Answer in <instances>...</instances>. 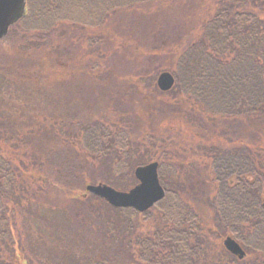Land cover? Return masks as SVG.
I'll return each mask as SVG.
<instances>
[{"label": "trees", "instance_id": "16d2710c", "mask_svg": "<svg viewBox=\"0 0 264 264\" xmlns=\"http://www.w3.org/2000/svg\"><path fill=\"white\" fill-rule=\"evenodd\" d=\"M184 1L26 0L25 15L6 35L19 33L15 44L20 51L16 49L13 55L0 59L1 83L11 77H17L20 84L24 82V86H0V264H30L18 258L11 220L14 212L9 202L19 203L14 196L18 186L23 185L21 193L28 195L30 189L39 192L43 186H55L56 182L65 194L75 190L102 202V226L111 224L104 231V239L135 244L134 254L140 263L192 264L198 232L205 224L197 213L199 209L191 204V199L198 198L189 192L185 195L188 198L183 199L184 187L178 182L169 184L168 175H179L182 169L178 157L169 163L174 156L165 152L155 159L159 162L158 177L165 195L147 211L110 206L86 192L85 186L107 183L117 188L113 180L132 165L133 131L110 120L105 94L83 104L68 98L74 70L83 72L82 67H73L71 62L78 58L89 61L94 57L92 53L99 52L96 45L102 39L98 36L110 11L146 8L148 17L164 25L161 33L168 36L173 33L166 31V23L180 8L183 10L179 18L181 14L191 16L186 7L191 3ZM195 2L192 5L195 3L198 10L188 22L203 17L189 44L175 51L172 66L168 67L175 78L174 86L168 91L160 90L154 74L144 90L136 87L134 93L144 97L141 92L145 91L159 101L174 94L175 101L169 104L174 111L169 117L161 115L158 121L168 118L184 122L187 131L189 126L197 127L198 116L213 127L214 136L195 137L202 140L197 148H192L194 153L203 152L200 159L206 161L212 181L208 190L211 195L215 192L205 199L203 210L211 208V221L206 227L215 230L221 239L233 237L245 252L243 258H238L221 242L225 258L219 264H264V0ZM172 7L176 11H169L173 15L168 20L155 15L156 11L163 13ZM67 21L79 24L87 32L88 47H80L77 58L71 56L66 36L61 32V24ZM178 22L184 24L181 19ZM157 55L154 53V57ZM90 62L86 68L93 73L90 69L96 68V62ZM112 100L117 103L115 98ZM191 158L192 169L187 177L196 179V158ZM146 163L144 156L135 162L134 169ZM129 174L133 176L132 170ZM88 175L93 178H87ZM25 181L28 185L24 186ZM191 186L194 187L193 183ZM118 187L125 191L131 184ZM135 216L140 218L137 225ZM150 219L153 227L140 232V223H144L141 221Z\"/></svg>", "mask_w": 264, "mask_h": 264}, {"label": "rangeland", "instance_id": "374dc122", "mask_svg": "<svg viewBox=\"0 0 264 264\" xmlns=\"http://www.w3.org/2000/svg\"><path fill=\"white\" fill-rule=\"evenodd\" d=\"M184 2L191 3L186 6L191 10L190 17H188V14L187 16L181 14V18H179L183 10L180 8L179 12L175 14L178 16L174 15L169 19V15H173L169 11L175 12L176 7L167 9L163 13H159V11L155 13L156 16H160L165 20L169 19V22L166 23V31L173 34H168V36L161 33L160 29H165L164 25H159V22H156L155 19L148 17L146 8L136 11L127 10L128 12H124V10L110 11L101 30L102 34L98 36L99 39H102L96 45L99 52L92 53L94 57L90 59L96 62V68L90 69L93 73H88L89 71L86 68L87 65L92 64L90 60L78 58L71 62L73 67H82L83 72L80 73L78 69L74 70L75 73H73V78L70 80L73 88L68 98L78 99L80 104H83L87 100L96 101L97 98L105 94L109 102L108 114L110 120L119 126L122 125L125 129H132L133 132L130 136L135 145L133 154L130 155V161L133 166L130 165L129 171L127 169L126 173L115 177L116 180H113V184L116 183L117 188L112 184H108L115 189L120 190L118 185L131 184L132 187L138 183L134 175V164L139 160H143L144 156L148 159V163L165 152L169 154V157L170 155L174 156L171 157V160L168 159L170 160L169 163L172 159L178 157L177 161L182 169L179 175H168L169 184L175 183L176 185L178 182L181 187H184L181 189V192L185 193L183 199L188 198L185 195L189 192L194 194L196 200L198 198L197 201L191 199V204L199 209L197 213L202 224H205L198 232V239L196 238L197 253L194 254L191 263L219 264V260L225 258V253L220 247L225 237L222 239L220 236L217 237L215 230L206 227L207 223L211 221V208L208 207L209 211L208 209L203 210V208L205 209V199H208L212 193L208 190L212 186L211 174L206 168V161L200 159V154L203 152L197 149L198 152L194 153L192 149L197 148V145L201 143L200 140H202L195 137L208 136L211 138L214 136V129L210 124L202 122L198 116L195 119L198 128L189 126L187 131L183 125L184 122L179 121L176 123L173 120H168V118L158 121L157 118H160L161 115L169 117L171 111H174L169 105L175 101L174 94L165 95L159 101L153 99L151 94H147L145 91L141 92L144 97H141V95L136 96V93H134L136 87L144 90L148 80L150 81L151 76L154 74L156 83V78L161 71H169L168 67L172 66L175 51L187 46L196 31L195 26L199 27L200 19L203 16L188 22L193 13L198 10L195 6V0H185ZM192 2L195 3L192 5ZM154 8L153 6L151 9ZM141 17H144L147 21H143ZM179 19L183 20V25L178 22ZM60 28L68 41L71 56L77 58L79 48L87 49L88 47L85 43L87 32L82 30L83 27L79 24L69 21L62 23ZM19 38V33H14L0 39V59L13 55L16 49L20 51L19 45L15 44ZM154 53H158V55L154 57ZM156 69L162 70L157 74ZM77 78H80V80ZM64 82L67 83V80ZM23 83L20 84L17 77H11L10 79H4V84L0 82V86H9L10 84L11 86H24ZM110 96L112 99L115 98L117 103ZM113 103L115 106H113ZM184 104H187V102L184 101ZM151 134L156 138H148ZM220 144L226 146L224 142H220ZM192 156L196 158V167L194 168V171H196L194 174L197 175L196 179H188L187 177L192 169L191 161L194 159L191 158ZM130 170H132L134 178L129 174ZM87 178L92 179L93 177L88 175ZM192 183L194 187L191 186ZM25 185H28L27 181H25ZM60 185L59 182H56L55 186L47 184L39 192L35 188L30 189L28 195L27 193L25 195L21 193L23 185H19L16 189L14 196L19 203H9L14 212L11 215V220L16 245L18 243V258L28 260L30 264H96L97 262H104L105 264H142L137 261L138 259L134 254L135 244H127V241L121 244L115 239L108 238L106 242L104 239V231L109 227L111 228V224H108L109 227L108 225L107 227L102 226L100 219L105 212L102 202L87 194L80 195L75 190L68 191V194H65L59 187ZM183 189L185 190L182 191ZM34 191L36 197L33 194ZM33 197H35V200L29 201ZM133 219H135L134 225H137L136 222L140 218L136 219L135 216ZM141 222L144 223H140V232L148 231L154 225L152 219H150V222ZM108 223H111V221L108 220ZM117 230H114L116 235H118ZM222 245L225 248L224 244Z\"/></svg>", "mask_w": 264, "mask_h": 264}, {"label": "water", "instance_id": "95a60500", "mask_svg": "<svg viewBox=\"0 0 264 264\" xmlns=\"http://www.w3.org/2000/svg\"><path fill=\"white\" fill-rule=\"evenodd\" d=\"M25 13L26 0H0V38L4 37L8 28L22 18ZM156 84L160 90L168 91L175 84L174 75L167 70L161 71L156 78ZM158 166L157 161H152L135 167L134 175L138 183L125 191L117 190L103 183L87 184L85 189L87 192L103 198L113 207L133 208L143 212L165 195V190L158 177ZM223 244L238 258H243L245 255L240 244L232 237H225Z\"/></svg>", "mask_w": 264, "mask_h": 264}, {"label": "bare ground", "instance_id": "6f19581e", "mask_svg": "<svg viewBox=\"0 0 264 264\" xmlns=\"http://www.w3.org/2000/svg\"><path fill=\"white\" fill-rule=\"evenodd\" d=\"M14 24H15V23H14ZM14 24H13V25H14ZM13 25H11V26L8 28V32H7V34L9 33L10 28H11ZM7 34H6V35H7ZM6 35H5V36H6ZM5 36H4V37H5ZM153 161H156V160H153ZM151 162H152V161H151ZM157 162H158V161H157ZM158 164H159V162H158ZM103 184H106V183H103ZM107 185H108V184H107ZM86 192H87V191H86ZM93 195H94V194H93ZM94 196H96V195H94ZM96 197H99V196H96ZM99 198H101V197H99ZM101 199H103V198H101ZM103 200H104V199H103ZM105 202H106L107 204H109L106 200H105ZM109 205H110V204H109ZM110 206H112V205H110ZM112 207H113V206H112ZM115 208H118V207H115ZM232 254H233V253H232ZM94 264H95V263H94Z\"/></svg>", "mask_w": 264, "mask_h": 264}]
</instances>
